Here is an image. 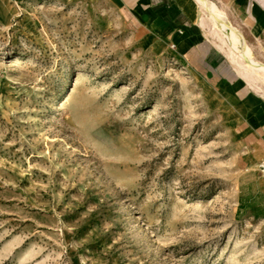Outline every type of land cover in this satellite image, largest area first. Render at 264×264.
<instances>
[{
	"label": "rangeland",
	"instance_id": "obj_1",
	"mask_svg": "<svg viewBox=\"0 0 264 264\" xmlns=\"http://www.w3.org/2000/svg\"><path fill=\"white\" fill-rule=\"evenodd\" d=\"M211 1L264 62V43ZM135 10L0 0V264H264V220L237 206L252 160L243 95L264 81L228 58L206 76Z\"/></svg>",
	"mask_w": 264,
	"mask_h": 264
},
{
	"label": "crops",
	"instance_id": "obj_2",
	"mask_svg": "<svg viewBox=\"0 0 264 264\" xmlns=\"http://www.w3.org/2000/svg\"><path fill=\"white\" fill-rule=\"evenodd\" d=\"M222 1L227 2L242 33L264 43V0ZM135 13L144 22L149 38L172 46L179 59L190 65L199 64L206 76L214 75V68L221 71L219 67L228 57L211 41L206 27L198 20L196 0H136ZM222 74V79L228 80L232 72L225 69ZM242 105L252 160L239 182L237 206L246 217L264 220V176L257 170V163L264 156V95L248 91L243 95Z\"/></svg>",
	"mask_w": 264,
	"mask_h": 264
},
{
	"label": "bare ground",
	"instance_id": "obj_3",
	"mask_svg": "<svg viewBox=\"0 0 264 264\" xmlns=\"http://www.w3.org/2000/svg\"><path fill=\"white\" fill-rule=\"evenodd\" d=\"M196 2L202 14L206 16V18L201 16V25L207 27L210 24V32L218 41L217 46L226 54L237 72L251 85H254L258 79L264 81V62L251 58L245 51L241 40L230 29L226 17L217 4L211 0H196ZM259 73H262V76Z\"/></svg>",
	"mask_w": 264,
	"mask_h": 264
},
{
	"label": "built area",
	"instance_id": "obj_4",
	"mask_svg": "<svg viewBox=\"0 0 264 264\" xmlns=\"http://www.w3.org/2000/svg\"><path fill=\"white\" fill-rule=\"evenodd\" d=\"M257 170L260 175L264 176V156L257 163Z\"/></svg>",
	"mask_w": 264,
	"mask_h": 264
}]
</instances>
